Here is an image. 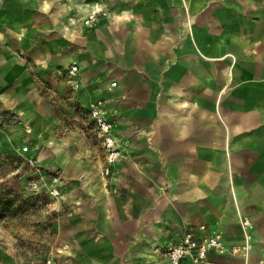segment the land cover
I'll return each mask as SVG.
<instances>
[{"label":"crops","instance_id":"obj_1","mask_svg":"<svg viewBox=\"0 0 264 264\" xmlns=\"http://www.w3.org/2000/svg\"><path fill=\"white\" fill-rule=\"evenodd\" d=\"M98 98L123 150L109 176ZM0 110L63 169L62 264H163L200 225L240 243L234 203L264 247V0H0Z\"/></svg>","mask_w":264,"mask_h":264},{"label":"rangeland","instance_id":"obj_2","mask_svg":"<svg viewBox=\"0 0 264 264\" xmlns=\"http://www.w3.org/2000/svg\"><path fill=\"white\" fill-rule=\"evenodd\" d=\"M47 88L42 92L49 98ZM21 122L17 113L0 110V144L14 148L0 152V183L19 195L17 205L24 210L21 217L0 220V264H62L57 254L64 246L62 227L69 208L62 204L67 186L63 169L48 166L47 144L33 149L31 140L19 137L14 129ZM55 188L57 195L52 194Z\"/></svg>","mask_w":264,"mask_h":264},{"label":"built area","instance_id":"obj_3","mask_svg":"<svg viewBox=\"0 0 264 264\" xmlns=\"http://www.w3.org/2000/svg\"><path fill=\"white\" fill-rule=\"evenodd\" d=\"M98 18V11H93L84 23L92 25ZM67 76L71 88L77 90L81 85L77 64L69 65ZM89 120L104 150L103 175L109 176L113 167L123 157V150L113 132L112 121L104 99L98 98L90 103ZM52 194L57 195L58 190L55 188ZM234 205L242 236L240 243H229L219 226L188 227L177 237L176 241L163 250V264H210L211 252L237 257L241 260L240 264H264V247H260L255 252L253 220L241 213L237 204L234 203ZM254 255L256 258H253Z\"/></svg>","mask_w":264,"mask_h":264},{"label":"trees","instance_id":"obj_4","mask_svg":"<svg viewBox=\"0 0 264 264\" xmlns=\"http://www.w3.org/2000/svg\"><path fill=\"white\" fill-rule=\"evenodd\" d=\"M0 160V168H1ZM19 195L7 184L0 183V220L8 217L11 219L21 217L24 214L22 207L17 205Z\"/></svg>","mask_w":264,"mask_h":264},{"label":"bare ground","instance_id":"obj_5","mask_svg":"<svg viewBox=\"0 0 264 264\" xmlns=\"http://www.w3.org/2000/svg\"><path fill=\"white\" fill-rule=\"evenodd\" d=\"M85 7V6H84ZM83 8V7H82Z\"/></svg>","mask_w":264,"mask_h":264}]
</instances>
